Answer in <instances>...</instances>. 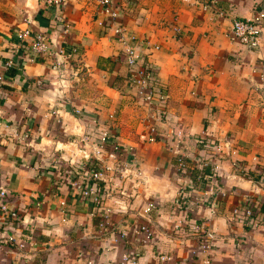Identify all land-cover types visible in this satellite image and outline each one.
<instances>
[{
    "label": "crops",
    "instance_id": "obj_1",
    "mask_svg": "<svg viewBox=\"0 0 264 264\" xmlns=\"http://www.w3.org/2000/svg\"><path fill=\"white\" fill-rule=\"evenodd\" d=\"M113 6L120 10L118 21L148 42L141 48L144 60L169 94L164 121L125 85L123 45L113 26L102 24L107 16L101 0H68L62 7L0 0V201L11 209L7 217L0 212V264L120 262L131 253L141 264H191L199 247L198 234L190 229L195 221L218 234L215 264H264V225L252 230L230 221L232 209L249 196L264 211V29L257 49L226 36L234 17H251L264 9V0H216L211 9L184 0H113ZM58 14L71 23L68 31L53 23ZM27 26L46 33L54 49L78 47V59L64 65V82L49 61L30 59L25 48L31 38L23 44L16 38ZM7 61L13 62L8 69ZM56 102L64 105L61 123L50 113ZM73 108L97 115L101 128L110 127L147 174L138 196L123 197L115 188L107 198L114 209L108 230L100 225L99 211L72 188L59 158L64 140L86 130ZM151 125L158 130L155 141L148 139ZM18 131L30 134L27 145L14 137ZM206 136L223 144L222 152L212 153L218 165L213 181L226 195H218L213 213L205 201L214 197L210 182L194 167ZM180 154L188 172L178 165ZM181 195L194 205L171 214ZM150 201L157 207L147 216ZM179 221L188 234L173 228ZM144 222L149 234L117 233ZM14 232L33 235L27 248L9 240Z\"/></svg>",
    "mask_w": 264,
    "mask_h": 264
},
{
    "label": "built area",
    "instance_id": "obj_2",
    "mask_svg": "<svg viewBox=\"0 0 264 264\" xmlns=\"http://www.w3.org/2000/svg\"><path fill=\"white\" fill-rule=\"evenodd\" d=\"M68 0H39L43 6L62 7ZM195 5H199L204 9H211L215 6L216 0H184ZM101 3L106 13L107 19L102 22L105 26H113L116 39L123 45L124 61L128 68V73L125 77V85L129 88L136 89L137 95L151 109L153 117L157 121H164L166 118V108L168 105L169 94L166 85L156 73L152 64L145 62L142 46L148 43L146 40L138 38L135 33L129 32L123 23L118 21L120 10L117 6H113V0H101ZM220 14V13H219ZM31 18H27L26 22L30 25ZM55 26L61 27L62 30L68 31L71 28V23L66 17L58 14L53 20ZM55 28V27H54ZM174 29L179 33L181 28L174 25ZM264 29V9H258L251 17L232 19V26L226 33V36L231 41L240 42L249 49H257L260 46V39ZM16 38L23 44L28 38L29 47L25 50L29 51L31 60L45 59L49 61V66L52 70L62 71L60 79L64 82L65 68L64 65L70 60L78 59L80 51L78 47L60 46L59 49H54L52 42L47 38L46 33L34 32L30 26L24 29H18L15 33ZM23 46V45H21ZM13 65L12 61L5 63V68H10ZM261 67L262 85L260 90L264 96V64ZM3 75L0 72V99H1V82ZM45 84V83H44ZM43 85V83H42ZM61 106H60V105ZM58 108L51 110V114L55 117L57 123L62 122L63 114L61 113L63 106L60 102H56ZM264 107V99L262 101ZM77 118L86 121V130L78 135L75 139L64 140L65 144L61 151L64 155H60V159L65 168V174L69 177V182L73 189H77L81 197L91 202L95 209L100 214V225L105 230L110 227L111 214L114 209L106 205V200L109 196L117 193L115 188H121L120 194L123 197L138 196V188L146 182L147 174L140 167L138 160L131 153L127 155V150L121 143L120 139L111 131L110 127L101 128V122L97 115L86 112L82 108H73L71 111ZM156 125L149 126V140L155 141L158 137ZM20 143L28 144L31 136L28 132H16L14 136ZM203 145V156L196 161L194 167L200 170L199 178L203 181L210 182V190L214 197L207 198L205 201L211 202L210 209L212 213L218 205V195L225 196L226 193L216 182L213 181L214 175L218 169V165L214 162L212 153H220L223 150V144L220 141L214 142L209 136H206L201 141ZM127 155V157H126ZM178 165L181 170L188 172L190 170L184 156H178ZM207 169L209 172L206 173ZM238 169V168H237ZM69 175V176H68ZM66 177V178H67ZM215 182V184L213 182ZM127 184L131 186L127 187ZM134 189V192H129L127 188ZM2 198L5 196V190L1 191ZM64 206V202H61ZM193 202H186L185 196L177 197L171 204V214H177L182 210L191 209ZM157 204L150 201L144 208L147 216L156 209ZM205 204L202 205V208ZM64 212V210H62ZM0 212L5 217L11 214V209L7 202L3 199L0 201ZM150 219V218H149ZM65 220V217L63 218ZM185 217L184 221L187 222ZM149 221V220H148ZM232 224H237L245 229H255L264 225V212L262 204L255 196H249L245 201L235 206L230 215ZM188 224L186 223L185 226ZM184 226V227H185ZM176 232L188 234L182 228V221L173 225ZM183 229V230H182ZM191 231L196 232L199 238V247L189 259L191 264H215L214 247L218 240V234L215 229L206 226L204 223H192ZM138 234L139 232L150 233L148 223H138L132 229L122 227L117 233L120 236H129V232ZM112 231V228H111ZM9 237L11 242L18 247L25 249L29 244V240L33 238L32 234H23V236L14 235ZM164 259L165 257L162 256ZM88 264H141L136 253L127 254L120 262L110 261L102 263L95 259H89Z\"/></svg>",
    "mask_w": 264,
    "mask_h": 264
},
{
    "label": "trees",
    "instance_id": "obj_3",
    "mask_svg": "<svg viewBox=\"0 0 264 264\" xmlns=\"http://www.w3.org/2000/svg\"><path fill=\"white\" fill-rule=\"evenodd\" d=\"M263 211V210H262ZM264 212V211H263Z\"/></svg>",
    "mask_w": 264,
    "mask_h": 264
}]
</instances>
